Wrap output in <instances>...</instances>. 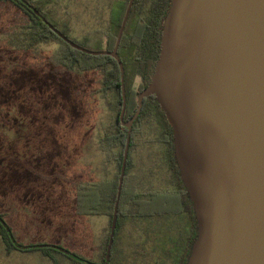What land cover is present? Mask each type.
Here are the masks:
<instances>
[{
    "label": "water",
    "instance_id": "95a60500",
    "mask_svg": "<svg viewBox=\"0 0 264 264\" xmlns=\"http://www.w3.org/2000/svg\"><path fill=\"white\" fill-rule=\"evenodd\" d=\"M19 1L71 48L116 60L122 122L127 99L118 48L134 0L113 51L99 52L79 46ZM150 96L172 128L176 166L196 219L186 264H264V0H171L151 82L132 120L122 123L128 132L104 264L114 243L132 125ZM14 244L72 257L57 246Z\"/></svg>",
    "mask_w": 264,
    "mask_h": 264
},
{
    "label": "rangeland",
    "instance_id": "374dc122",
    "mask_svg": "<svg viewBox=\"0 0 264 264\" xmlns=\"http://www.w3.org/2000/svg\"><path fill=\"white\" fill-rule=\"evenodd\" d=\"M114 1L58 0L50 9L58 22L69 23L70 38L101 48L99 30L106 29ZM22 23L12 2H0V215L19 245L57 246L100 264L108 219L77 215L71 182H83L79 172L89 159L101 168L109 161L112 152L103 147L96 156L100 160L91 156L114 124V99L101 91L102 72L56 66L52 56L60 44H42L35 52L8 46L7 35ZM146 152L139 150L138 161L137 150L131 149L134 167L148 166L149 159L154 165L156 148ZM144 243L148 252L154 246L150 240ZM121 247L128 249L127 264H155L156 254L150 252L133 261L132 240L123 237ZM48 248L8 254L0 237V264H82Z\"/></svg>",
    "mask_w": 264,
    "mask_h": 264
},
{
    "label": "trees",
    "instance_id": "16d2710c",
    "mask_svg": "<svg viewBox=\"0 0 264 264\" xmlns=\"http://www.w3.org/2000/svg\"><path fill=\"white\" fill-rule=\"evenodd\" d=\"M9 1L21 11L24 23L14 27L7 35L8 46L18 51L35 52L42 44H60L58 50L52 56L56 66L76 72H102L101 91L113 96L115 110L114 124L109 133L104 134L102 137L101 144L106 150L115 148L118 150L114 155V177L109 182L86 185L77 180L71 182L72 187L76 191L74 199L75 213L79 216H103L108 219V228L106 236L103 238L104 242L100 262V264H104L127 137V130L121 126L119 120L122 108L119 66L116 60L110 56L86 55L71 48L52 32L30 8L19 0H0L3 3H8ZM25 1L67 38L85 49L99 52L113 50L130 0H115V4L111 10L110 30L105 35L107 38L105 48L102 46L101 48L92 49L79 44L69 37L72 28L68 25V22L63 23L56 20L50 6L56 4L58 0ZM170 5L171 0H134L118 50V55L120 50L123 52H121L123 57L121 58L120 55L119 57L125 74L127 99L125 121L131 119L135 114L138 106L137 96L150 83V81L144 82L139 86L138 90L135 85V78L141 73L137 63L144 56L143 51L146 48L144 42L147 37V31H150L152 26L156 28L153 30L156 31L157 45L159 47L158 54H160L163 21ZM132 36L136 37V42L134 43L135 47L129 51L128 44ZM147 122L151 130L150 133H153L151 138L154 139V145L152 148H156L157 153L158 149H160L161 157H158L157 153L155 154L156 162L154 167L156 168H153L151 176L143 173L141 178H139L132 174L135 167L130 154L131 149L133 150L135 147L134 140L138 134V128L136 127ZM173 141L172 128L168 124L160 106L155 102L153 97L145 99L141 114L131 131L129 155L109 264H124V262L127 264L128 255L126 253L128 249L121 247L123 237L133 242V261H139L142 256L150 252L151 254H156L155 264L187 263L192 243L197 236V226L192 203L188 198L187 191L180 179V173L176 166ZM160 144L163 146L160 147ZM181 214L184 215L181 218L179 217L180 219L176 217ZM162 215H166V217H170L172 220L167 224H163L160 221ZM181 219H185L184 223ZM4 223V218L0 215V237L5 245L6 252L10 254L13 251L21 250L14 244L15 238L10 227L7 225L8 228H5ZM127 226L132 228V231ZM7 229L10 233H8ZM11 237L13 240H11ZM146 240H150L154 245L150 248L149 252L144 243ZM20 246L25 245L20 244ZM31 250L35 249L22 251ZM47 251L55 250L48 248ZM62 255L69 257L63 253ZM71 255L72 257H77L72 253ZM78 261L82 264H91V262L81 258H78Z\"/></svg>",
    "mask_w": 264,
    "mask_h": 264
},
{
    "label": "flooded vegetation",
    "instance_id": "af4514ba",
    "mask_svg": "<svg viewBox=\"0 0 264 264\" xmlns=\"http://www.w3.org/2000/svg\"><path fill=\"white\" fill-rule=\"evenodd\" d=\"M115 4V1L114 2H111L110 3V5H109V7H108V13H107V26H106V29H100L99 30V32L102 30V33H101V40H102V46L105 48V45H106V43H107V38L105 37V35L109 32V30H110V17L112 16V7H113V5ZM153 29H156L154 26H152V28H151V30L150 31H147V37H146V39H145V50L143 51V54H144V56L143 57H141V61L139 62V63H137L138 65H139V67H140V70H141V73L138 75V76H136V78H135V85L137 86V90L139 89V86L141 85V84H143L144 82H146V81H150L151 82V77H152V75H153V72H154V68H155V65H156V61H157V59H158V56H159V54H158V45H157V39H156V31L155 30H153ZM136 37H134V36H132V38L129 40V44H128V50L130 51L132 48H134L135 46H134V43L136 42ZM149 44H150V46H149ZM114 49V48H113ZM118 50H119V48H118ZM104 51H107V50H104ZM111 51H113V50H111ZM121 50L119 51V55H120V57L122 58L123 56H122V54H121ZM123 53V52H122ZM135 56H138V55H135ZM119 57V58H120ZM139 58V57H138ZM144 90V89H143ZM142 90V91H143ZM142 91H140V93L142 92ZM139 93V94H140ZM105 95H107V94H109V93H104ZM139 94H138V96H139ZM133 95V94H132ZM108 96V95H107ZM138 96H137V101H138ZM151 97H153L154 98V96H150V97H148V98H151ZM132 98V97H131ZM148 98H146V99H148ZM155 100V99H154ZM137 105H138V102H137ZM138 107V106H137ZM143 108V107H142ZM121 113V112H120ZM136 113V112H135ZM141 114V113H140ZM135 115V114H134ZM134 115L132 116V118L134 117ZM124 116H125V114H124ZM140 116V115H139ZM139 116L135 119V121L133 122V125H132V128H133V126H134V124H135V122L137 121V119L139 118ZM132 118L131 119H129V120H127V121H125L124 120V117H123V121L121 122V120H120V115H119V120H120V123H121V126L124 128V129H126L123 125H122V123H129V121L130 120H132ZM136 128H138V134H137V136H136V138H135V140H134V144H135V147H134V149H133V151H136L137 150V159H138V161H140V155H139V150H141V152L142 151H147L146 152V155L148 156L149 154H151L150 153V149H152V147H153V141H154V139L153 138H151L152 137V135H153V133H150V128H149V124H148V122L147 123H145V124H142V125H140V126H138V127H136ZM127 130V129H126ZM132 131V130H131ZM128 132V131H127ZM100 139H102L101 137H100ZM99 139V140H100ZM98 140V141H99ZM161 146L160 147H162L163 145L162 144H160ZM159 151H158V157L160 156L161 157V151H160V149H158ZM109 151H111V150H109ZM150 158L152 157L151 155L149 156ZM156 157V155L154 156V158ZM133 159V158H132ZM151 161H154V165H155V160L153 159V160H151ZM154 165L152 164V165H150V159H149V162H148V166H144L143 168H142V166H141V164H139V165H137L136 167H135V169H133V175L134 176H138L139 178H141V175L144 173V174H147V175H150L151 176V173L153 172V167H154ZM143 171V172H142ZM183 215L184 214H181V215H178V216H176L177 218H181V217H183ZM179 218V219H180ZM172 219L170 218V217H166V215H162V217L160 218V221H161V223H163V224H167V223H169L170 221H171ZM181 221H183V223H184V221H185V219H181ZM182 223V224H183ZM196 226H197V224H196ZM196 231H197V228H196ZM91 264H93V263H91Z\"/></svg>",
    "mask_w": 264,
    "mask_h": 264
},
{
    "label": "crops",
    "instance_id": "0c3cea01",
    "mask_svg": "<svg viewBox=\"0 0 264 264\" xmlns=\"http://www.w3.org/2000/svg\"><path fill=\"white\" fill-rule=\"evenodd\" d=\"M95 146L97 148V151H96L97 153L95 152L91 156V158L96 160V158H98L96 156H98L99 152H101V149H102L101 139L98 141V143H95ZM111 152H112L111 157L109 158V161L107 162L104 168H101L100 164L95 163L94 160L91 161V159H89L88 166H85L84 168L80 169L79 173L83 176V182L81 181L83 184L86 185V184L98 183L101 175L103 178V179L101 178L102 179L100 180L101 182H109L113 179L114 174H115L114 155L115 153L118 152V150L115 148V149H112ZM87 175H88V178H87ZM100 240H103V236Z\"/></svg>",
    "mask_w": 264,
    "mask_h": 264
}]
</instances>
